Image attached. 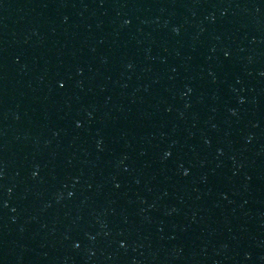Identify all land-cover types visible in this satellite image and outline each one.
I'll return each instance as SVG.
<instances>
[{"label": "water", "instance_id": "water-1", "mask_svg": "<svg viewBox=\"0 0 264 264\" xmlns=\"http://www.w3.org/2000/svg\"><path fill=\"white\" fill-rule=\"evenodd\" d=\"M264 132V0H0V264H228Z\"/></svg>", "mask_w": 264, "mask_h": 264}]
</instances>
